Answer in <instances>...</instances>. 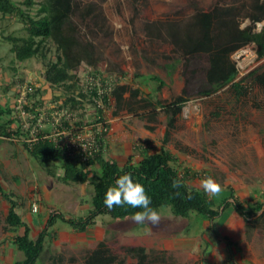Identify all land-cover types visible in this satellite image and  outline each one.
<instances>
[{
	"label": "rangeland",
	"instance_id": "obj_1",
	"mask_svg": "<svg viewBox=\"0 0 264 264\" xmlns=\"http://www.w3.org/2000/svg\"><path fill=\"white\" fill-rule=\"evenodd\" d=\"M74 1L80 40L94 46L95 63L83 64L74 72L76 78L68 94L44 81L42 61L31 58L20 63L15 59L4 38L23 35V25L16 17L0 15V108L4 110L0 124L4 123L8 132H20V139L14 132L10 138L0 136V187L15 202L30 238H37L51 215L77 219L87 216L92 208L95 169L84 184L63 183L59 162L55 175H48L22 142L29 126L52 133V124L58 127V109L80 112L61 106L66 95L80 100L82 109H86L83 122L89 124L80 131L82 137H92L97 114L90 102L94 98L86 90L92 75L98 84L102 81L108 87L107 103L99 99L105 107L102 116L107 124L106 134L101 137L105 159L123 165L138 160V148L155 153L164 147L175 157L174 166L181 172L189 171L186 181L190 186L203 189L201 181L212 177L234 198L228 199L231 205L225 206L221 196H210L219 216L200 223L194 214L175 217L168 207L160 209L157 226L100 215L79 232L55 219L52 226L46 227L48 235L35 264H83L101 241L125 264L135 262L126 254L128 247H143L150 260L175 264H264V87L245 81L237 93L227 86L210 96H200L206 56L188 61L167 35L170 27L182 30L195 15L215 8L230 9L240 29L258 33L264 28V20L253 22L251 16L259 14L255 3L264 0ZM87 9L91 10L85 13ZM47 56L53 61L54 50ZM230 60L237 69L236 81L264 64L253 43L233 52ZM149 76L162 81L160 88L148 82ZM187 79H191L189 86ZM116 85H126L130 92L138 89L139 95L131 98L127 92L118 109L110 93ZM80 88L85 93L83 98L79 97ZM178 96L186 102L164 142L167 116L161 107ZM144 101L153 106L144 108ZM235 200L251 209L252 217H241L232 206ZM8 208L9 203L0 194V264L23 259L12 244L15 233L5 223ZM23 232L20 228L16 234Z\"/></svg>",
	"mask_w": 264,
	"mask_h": 264
},
{
	"label": "trees",
	"instance_id": "obj_2",
	"mask_svg": "<svg viewBox=\"0 0 264 264\" xmlns=\"http://www.w3.org/2000/svg\"><path fill=\"white\" fill-rule=\"evenodd\" d=\"M33 7H36L34 13L31 12ZM254 9L259 14L252 15V21L264 20V3H255ZM90 10L87 9L85 13ZM75 12L74 0H39L38 2L22 0L20 3L14 0H0V15L16 17L23 25V35L10 34L4 38L10 45V52L20 63L31 58L42 61L44 81L53 88L63 89L66 94L70 93L73 88L72 83L76 78L74 72L83 64L93 66L95 63L94 46L80 40L78 24L74 21ZM167 35L171 38L172 45L188 61L202 55L206 56L207 67L204 69V79L199 86L200 96H210L227 86L237 93L240 83L245 81L264 87V64L236 81L237 69L230 60L233 52L250 43L255 45L257 57L264 59V28L258 33H253L250 29H240L230 9L215 8L210 12L197 14L182 30L170 27ZM51 49L54 50L53 61L47 56ZM147 80L157 84V88L162 85V81L156 76H149ZM190 82L191 79H187L185 83L189 86ZM88 92L95 100L99 98L96 85L89 88ZM127 92L130 93L131 98H136L140 91L136 89L130 92L126 85H116L110 91L118 109H121L125 101L124 95ZM185 92L186 89L183 94ZM79 97H85L84 90L81 88ZM107 99V93L104 92L102 95L104 104L107 103ZM90 102L100 116L99 120H104L102 110L96 106L94 100ZM144 102H146L144 108L153 106L149 101ZM185 102L184 97L178 96L171 104L162 105L161 109L167 116L164 142L168 140L170 131L175 127L176 118ZM157 104L161 105L160 102ZM61 106L76 110L83 108L80 100L68 95ZM2 112L4 110L0 108V113ZM5 127L4 123L0 124V136L11 137L13 132L19 136V131L8 132ZM29 132L30 130L23 132L25 138H28ZM41 136L42 133H38L34 141L22 142L31 158L40 164L48 175H55L57 162L62 170L60 180L66 184H84L90 178L91 170L96 171V174L92 175L94 179L91 180L92 208L87 216L66 219L62 215H51L47 219L46 227L52 226L55 219H61L74 230L84 232L100 215H108L114 220L131 219L133 213L142 211V209L124 205L109 210L104 203L108 189L115 187L117 177L125 173H130L135 182L144 186L151 198V206L158 212L161 208L168 207L173 216L189 218L194 214L199 223L203 220L214 221L219 216V211L214 208L213 199L203 189L194 188L187 183L186 178L189 171L181 172L174 166L175 157L164 147L155 153L138 148L139 158L136 162L129 160L119 165L114 160L105 159L102 150L83 161L77 155H67L66 151L54 141ZM18 138L20 139V136ZM174 180L180 181L179 187H173ZM0 194L9 203L5 223L8 230L15 233L12 244L17 251L23 254L21 261H15L12 264H35L44 248L45 237L48 235L46 227L40 231L36 239H31L29 229L16 212L15 202L1 191V187ZM218 196L222 197L221 203L225 206L231 205L227 203V200L234 198L230 191H222ZM232 206L244 219L253 215L251 209L246 208L237 200L232 203ZM20 228H24L22 235L16 234ZM227 245L229 247L230 243ZM125 250L126 254L135 260L131 264H175L168 263L164 259L150 260L143 247H128ZM83 264H125V262L119 260L118 256L101 241L90 252Z\"/></svg>",
	"mask_w": 264,
	"mask_h": 264
},
{
	"label": "built area",
	"instance_id": "obj_3",
	"mask_svg": "<svg viewBox=\"0 0 264 264\" xmlns=\"http://www.w3.org/2000/svg\"><path fill=\"white\" fill-rule=\"evenodd\" d=\"M91 82L89 84V87L86 89L87 91L92 86L96 85L98 87V92H100L101 96L98 99H93L96 103V106L104 111V106L99 104V99L102 97L103 93H107V86L104 85V82L101 81V85L96 82L95 75L90 76ZM99 96V93H97ZM95 110V108L93 107ZM60 112H56V117L58 121V127L55 128V125L52 124L53 132L50 133L49 131L43 130L42 128H34V125L32 127L29 126L28 130L29 136L28 138H24L22 141L24 142H30L34 141L36 134L42 133V138H46L49 140L54 141L60 148L64 149L67 153V155L70 156H79L81 160L86 161V159L93 157V155L101 150V140L102 136L106 134L107 131V124H105L102 121H100V116L98 115L96 111V118L93 120L95 123L93 129V136L92 137H82L80 129L83 128V126H88V122H83V116L85 114V108L80 110V112L72 113L71 111H68L65 108L58 109ZM80 116H79V115ZM82 118V119H81ZM55 121V120H54ZM92 124V122L90 123ZM38 126V124H37ZM98 126V127H97ZM57 129V130H56ZM54 131H56L54 133ZM10 138V137H9ZM15 138V137H13ZM33 211H36V207H33Z\"/></svg>",
	"mask_w": 264,
	"mask_h": 264
},
{
	"label": "clouds",
	"instance_id": "obj_4",
	"mask_svg": "<svg viewBox=\"0 0 264 264\" xmlns=\"http://www.w3.org/2000/svg\"><path fill=\"white\" fill-rule=\"evenodd\" d=\"M180 186V181L174 180L173 187ZM201 187L209 196H218L222 192V186L212 177H206L201 181ZM105 206L111 210L113 207L128 205L132 208L142 209L133 213L131 219L134 223H148L157 226L161 216L151 206L152 201L144 186L133 180L130 173L117 177L115 187H110L105 196Z\"/></svg>",
	"mask_w": 264,
	"mask_h": 264
}]
</instances>
